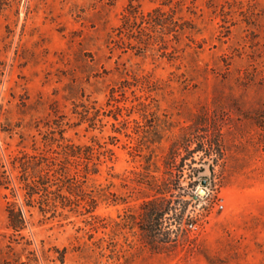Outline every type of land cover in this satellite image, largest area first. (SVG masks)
<instances>
[{"label":"rangeland","instance_id":"rangeland-1","mask_svg":"<svg viewBox=\"0 0 264 264\" xmlns=\"http://www.w3.org/2000/svg\"><path fill=\"white\" fill-rule=\"evenodd\" d=\"M163 3L1 7L0 163L45 158L99 198L25 206L15 232L1 187L0 264H264V0ZM70 145L94 149L87 183ZM166 183L180 225L146 208Z\"/></svg>","mask_w":264,"mask_h":264},{"label":"trees","instance_id":"trees-1","mask_svg":"<svg viewBox=\"0 0 264 264\" xmlns=\"http://www.w3.org/2000/svg\"><path fill=\"white\" fill-rule=\"evenodd\" d=\"M5 2L6 0H0V9L3 5H5ZM172 2L173 0H164L163 5L168 6ZM130 17L136 18V16H126L127 20H130ZM155 25H157V22ZM213 146L214 145H212V147ZM184 149L185 154L183 155V158L180 159L181 164H183L190 158L192 159V154L196 152H207V150L199 148L198 144H196V147L192 152H189L188 148ZM63 156L66 161L76 159L86 161V170L84 171L85 174L83 175V183L88 182L89 176L97 175L99 173L97 165L94 164V149L91 147L84 148L70 145L69 148H67L63 153ZM188 156L190 158H188ZM10 161V164L12 166L11 174L14 175L13 171H16L19 173V175L16 176V179L14 181L12 179V175L9 174L7 169H5V166L0 163V168L3 169V171L0 172V188L3 187L5 189H9V187L12 185V182L15 183V188L12 189V197L15 201L9 202L6 210L10 228L15 232H21L26 228L27 220L23 211V208L25 206L33 207L34 204L37 203L39 204V209L41 212H45L46 208H52L56 211L59 204L63 209L70 207L69 205L72 203L74 204V200L71 199V197H73L76 198L75 203L81 204L80 202H83L85 204V208L86 206H88L89 209L87 210L89 213H93L97 209L99 196L96 195L93 191L89 192L83 189L82 185H79L78 187V183H81L79 179L73 177L69 178L67 182L63 181V185L54 184L52 179L53 175L51 174L53 170L49 162H47L48 160H46L45 158L23 154L22 157H13L10 159ZM53 165L54 164H52V166ZM171 177L172 175L169 173L167 181H169ZM168 184L166 183V185H164L165 188H160L161 192H157L159 196L147 202L146 208L149 206H159L162 208V210L160 214L156 215L155 220L158 221L162 216L168 214V212H171L175 217V223L180 225L182 216L184 215V210H180V212H178L172 207V202L170 200L171 191H169L170 185ZM54 187H56L55 190L53 189ZM63 190L66 193H64ZM67 194L70 197L67 196ZM22 197L24 200V204L19 205L16 200L17 198L21 199Z\"/></svg>","mask_w":264,"mask_h":264},{"label":"built area","instance_id":"built-area-1","mask_svg":"<svg viewBox=\"0 0 264 264\" xmlns=\"http://www.w3.org/2000/svg\"><path fill=\"white\" fill-rule=\"evenodd\" d=\"M221 208H223L222 205H220ZM189 227H194V224H190Z\"/></svg>","mask_w":264,"mask_h":264}]
</instances>
